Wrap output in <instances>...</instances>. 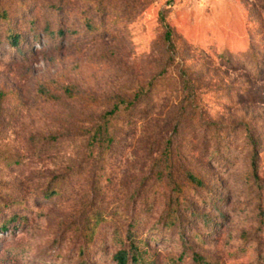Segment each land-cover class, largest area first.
I'll use <instances>...</instances> for the list:
<instances>
[{
  "label": "rangeland",
  "instance_id": "1",
  "mask_svg": "<svg viewBox=\"0 0 264 264\" xmlns=\"http://www.w3.org/2000/svg\"><path fill=\"white\" fill-rule=\"evenodd\" d=\"M258 57L261 0H0V264H264Z\"/></svg>",
  "mask_w": 264,
  "mask_h": 264
},
{
  "label": "trees",
  "instance_id": "2",
  "mask_svg": "<svg viewBox=\"0 0 264 264\" xmlns=\"http://www.w3.org/2000/svg\"><path fill=\"white\" fill-rule=\"evenodd\" d=\"M264 2V0H261ZM168 35L170 34V29L167 31ZM20 35L17 33L12 34V40L14 44L18 43ZM255 74L261 78H264V57H258V61L256 62V70ZM194 180L200 181L195 175H192ZM117 260L119 264H129V252L127 249H122L116 254ZM134 260H138V256L136 254L133 255ZM83 264V263H82Z\"/></svg>",
  "mask_w": 264,
  "mask_h": 264
}]
</instances>
